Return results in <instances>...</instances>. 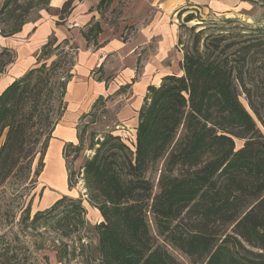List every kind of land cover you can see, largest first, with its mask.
Wrapping results in <instances>:
<instances>
[{"label":"trees","instance_id":"16d2710c","mask_svg":"<svg viewBox=\"0 0 264 264\" xmlns=\"http://www.w3.org/2000/svg\"><path fill=\"white\" fill-rule=\"evenodd\" d=\"M73 1L59 11L61 18ZM20 9L19 0H4L1 35L21 30L27 20ZM221 15L198 31L192 27L187 45L179 34L181 73L148 87L132 143L116 128L91 133L92 153L79 173L86 198L62 195L35 214L33 228L51 224L43 228L57 233L59 262L82 256L81 264H182L172 247L191 264H264V20ZM75 51L69 40L50 41L37 65L0 94V136L6 133L0 182L46 151L48 144L43 151L39 145L66 110ZM4 56L0 74L11 61ZM110 98L99 96L80 118L78 142L64 146L67 159L75 153L76 160L86 147L90 125L110 119ZM67 170L72 189L78 172L69 164ZM85 201L102 217L92 228ZM91 230L96 245L84 241ZM9 254L0 252L6 264H16Z\"/></svg>","mask_w":264,"mask_h":264},{"label":"crops","instance_id":"0c3cea01","mask_svg":"<svg viewBox=\"0 0 264 264\" xmlns=\"http://www.w3.org/2000/svg\"><path fill=\"white\" fill-rule=\"evenodd\" d=\"M67 1L49 0L47 8L41 9L36 19L27 20L19 32L10 36L0 34V50L5 51L4 58L11 57L0 74V94L37 65L38 55L50 41L69 40L76 47L73 76L65 95L66 110L53 130L47 152V160H55L57 171L64 177L62 194L69 192L64 146L78 142L79 120L96 99L131 84L133 100L142 106L148 87L160 84L164 75L175 71L172 58L176 51L181 60L175 15L194 7L232 16L248 3L247 0H131V13L121 15L114 23L119 25L117 31L110 24L111 11L105 12L114 0H74L70 13L61 18L59 11ZM127 24H136L137 30L125 38ZM89 31H92L90 39L86 36ZM139 66L142 73L138 75Z\"/></svg>","mask_w":264,"mask_h":264},{"label":"rangeland","instance_id":"374dc122","mask_svg":"<svg viewBox=\"0 0 264 264\" xmlns=\"http://www.w3.org/2000/svg\"><path fill=\"white\" fill-rule=\"evenodd\" d=\"M46 1L47 0H19V5L23 8L19 11L26 12V20H34L37 18L41 9L47 8L49 2L47 4ZM247 1V5L237 9L238 14L235 15L243 21H248L250 23H255L257 21L263 22L264 0ZM3 2L4 0H0V7ZM130 5L131 0H114V2L106 8L105 12L111 11L112 13L110 24L112 26L115 25L114 28L117 31L119 25L114 23L121 15L123 16L131 13V9L129 8ZM189 14L193 15L194 18L190 21H186V17ZM222 16L223 15L218 12L189 7L182 9L175 15V23L179 27V34L182 36L183 42L187 45L192 37V27H196V31H198L201 29V23L203 21L209 22L212 19H218ZM107 21L109 22V17ZM136 26V24H127L126 31L123 34L125 38L131 36L133 32L137 30ZM178 49L179 52H181L182 60L183 52L179 47ZM181 60L179 61V56H177L176 51L172 58V64L174 63L175 70L173 73H181ZM141 73L139 66L137 74L139 75ZM115 92L116 90L105 95H111V98L107 101V106L110 111V117H108L110 119L101 120L94 125H90L85 136L86 147L80 152L79 157L73 160L75 153H72L67 159L63 150L66 166L69 164L74 171L78 172L76 178L78 183L72 189L69 188L67 183L69 188L67 194H62V190H60L64 189L65 185L63 184L64 177L60 174L61 171H57V162H55V160H47L50 142L48 135H53V130H51V132L47 131L43 137L39 149L43 151V145L45 143L48 144V147L43 155L42 153L37 155L30 166L31 169L28 168L26 164L18 165L8 179L0 182V252L3 253L4 251H8L10 253L9 256L15 255L16 264H81L80 261L83 259L82 256H76V258L70 257V260L65 259L59 262L56 251L54 250L56 249L55 245L58 241V235L51 228H43L52 227V225L45 226L44 224H40L38 228H33L35 226L31 222L38 211L49 208L53 200L62 195H69L72 197L83 196L86 198L84 181L82 180V174L79 173L80 166L84 162V159L92 153V151L87 149V146L93 131L104 132L107 129L116 128L128 142L132 143L134 141L138 111L141 104L133 100L132 88H129L126 93L121 95L115 94ZM241 100L248 106L244 96L241 97ZM87 120H90V118H87ZM5 139L6 133H3L0 136V147ZM242 143V140H238L237 146L240 147ZM38 171L40 172L39 175L37 174ZM52 174L54 176H52ZM85 205L87 207V220L92 228L93 225L102 220V217L100 212L96 211L88 202H85ZM153 232L156 233L155 227H153ZM87 235L84 241H90L93 245H96L97 237L94 231H89ZM169 249L182 264H191L189 258L181 251L172 247H169ZM0 264H6L5 257L0 256Z\"/></svg>","mask_w":264,"mask_h":264},{"label":"bare ground","instance_id":"6f19581e","mask_svg":"<svg viewBox=\"0 0 264 264\" xmlns=\"http://www.w3.org/2000/svg\"><path fill=\"white\" fill-rule=\"evenodd\" d=\"M45 174H46V173H45ZM53 174H54V173H53ZM53 174H52V176H54ZM95 210H96V209H95Z\"/></svg>","mask_w":264,"mask_h":264},{"label":"built area","instance_id":"2783aa9c","mask_svg":"<svg viewBox=\"0 0 264 264\" xmlns=\"http://www.w3.org/2000/svg\"><path fill=\"white\" fill-rule=\"evenodd\" d=\"M0 55H1V50H0Z\"/></svg>","mask_w":264,"mask_h":264}]
</instances>
